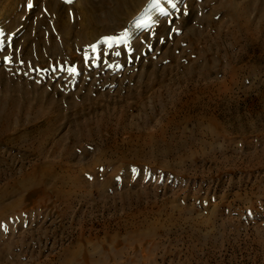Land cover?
I'll list each match as a JSON object with an SVG mask.
<instances>
[{
	"label": "rangeland",
	"instance_id": "1",
	"mask_svg": "<svg viewBox=\"0 0 264 264\" xmlns=\"http://www.w3.org/2000/svg\"><path fill=\"white\" fill-rule=\"evenodd\" d=\"M128 1L0 0V264H264V0Z\"/></svg>",
	"mask_w": 264,
	"mask_h": 264
},
{
	"label": "bare ground",
	"instance_id": "2",
	"mask_svg": "<svg viewBox=\"0 0 264 264\" xmlns=\"http://www.w3.org/2000/svg\"><path fill=\"white\" fill-rule=\"evenodd\" d=\"M130 1V0H129ZM129 1H128V3H129ZM141 0H139L138 2H140ZM102 5V4H101ZM126 7V6H125ZM238 7V6H237ZM55 8V7H54ZM53 8V9H54ZM110 8H112L113 9V7H110ZM122 8V4L121 3H119V5H118V7H117V10H120ZM123 8H124V6H123ZM111 9V10H112ZM121 11V10H120ZM53 12H54V10H53ZM88 13V12H87ZM94 13V12H93ZM108 15V14H107ZM89 16V15H88ZM95 16V15H94ZM102 16V15H101ZM115 16H117V14H115ZM99 17V16H98ZM107 17H109V15L107 16ZM119 16H117V18H118ZM57 18V17H56ZM93 18H95V17H93ZM116 18V17H115ZM121 19H122V17H120ZM84 19H85V25H83L84 27H86V26H88V27H94L95 25H96V23L97 22H99L98 20L97 21H95V20H93V21H91V20H89V19H87L86 18V16L84 15ZM91 19V18H90ZM104 22V21H103ZM113 22V21H112ZM63 23V22H62ZM71 23V22H70ZM117 23V22H116ZM61 24V23H60ZM106 24V23H105ZM65 25V27L68 25L67 24V22H65L64 21V24H63V26ZM73 25V24H72ZM83 26H81V27H83ZM100 26H101V24H100ZM81 28L82 29V31L84 30V29H86V28ZM99 27V26H98ZM60 28H61V26H60ZM96 29V28H95ZM94 29V30H95ZM64 31V30H63ZM73 31V30H72ZM97 32V31H96ZM65 33H67V32H65ZM64 33V34H65ZM70 33V32H69ZM83 33V32H82ZM63 34V35H64ZM92 34H94V32L92 33ZM96 34V33H95ZM101 34H103V33H100V35ZM67 35H68V33H67ZM81 35H83V34H81ZM90 36V35H89ZM81 37H83V36H81ZM92 37H95V36H92ZM67 38V37H66ZM88 38V37H87ZM99 38V37H98ZM97 38V39H98ZM93 39V38H92ZM96 39V38H95ZM69 40V39H68ZM84 40V39H83ZM88 40V39H87ZM90 41V40H89ZM93 41H95V40H93ZM49 42V41H48ZM91 42V41H90ZM51 46V45H50ZM38 48V47H37ZM36 48V49H37ZM55 48V47H54ZM78 48V47H77ZM35 52L33 51V54H34ZM46 54H48V53H46ZM41 56V55H40ZM16 57V56H15ZM22 58V57H21ZM32 58V57H31ZM39 58V57H38ZM43 58V57H42ZM41 58V59H42ZM45 58H47V57H45ZM35 59H37V57H35ZM23 60V59H22ZM29 60V59H28ZM45 60V59H44ZM40 61V60H39ZM30 62V61H29ZM24 96V95H23ZM29 96V95H28ZM4 97L6 98V96L4 95ZM17 97V96H16ZM31 97V96H30ZM5 98H3V99H1L0 98V101L1 102H4V104H5V101L6 100H4ZM8 98V97H7ZM15 98V97H14ZM41 98V97H40ZM9 99H11V98H9ZM28 99V98H27ZM14 100V99H13ZM12 100V101H13ZM18 100V99H17ZM11 101V100H10ZM11 101V102H12ZM20 101V100H19ZM28 101V100H27ZM53 101V100H52ZM13 102H15V100L13 101ZM12 102V103H13ZM18 102V101H17ZM31 102V101H30ZM8 103V102H7ZM52 104H53V102H51ZM29 104V103H28ZM31 104H33V103H31ZM14 105L16 106V103L15 104H12V106H11V108L9 109V111H5L4 109H2V107H1V111H2V113H4L5 112V115H3L2 117H1V119H0V136L3 138V137H6L7 136V134L9 133V131H10V126H12L13 125V123H14V116L12 115V112H14V111H12V110H14L15 108H14ZM0 106H2V104L0 103ZM25 106H26V103H25ZM3 108H5L6 109V107L4 106ZM19 108V107H18ZM27 108V107H26ZM7 110V109H6ZM10 110L12 111V112H10ZM16 111V110H15ZM19 111V110H18ZM17 112V111H16ZM55 119H57V118H55ZM59 119V118H58ZM61 119V118H60ZM51 121V120H50ZM55 121V120H54ZM58 121V120H57ZM56 122V121H55ZM50 129V128H49ZM43 142V141H42ZM46 168H48V166L46 167ZM51 168V167H50ZM49 169V168H48ZM46 170V169H45ZM46 173V172H45ZM52 173V172H51ZM71 174V173H70ZM70 174L68 175V176H70ZM47 175V174H46ZM49 175V174H48ZM48 175H47V177H48ZM51 175V174H50ZM50 175H49V177H48V179L50 178L51 180L55 177L56 178V176L54 175V177H52V175H51V177H50ZM57 175V174H56ZM72 175V174H71ZM74 175V174H73ZM76 175V174H75ZM76 177H78V176H76ZM73 178V177H72ZM71 177L69 178L70 180L72 179ZM69 179H67V180H69ZM69 180V181H70ZM74 180V179H73ZM66 181V180H65ZM75 181H76V178H75ZM74 181V182H75ZM79 181V180H78ZM35 182H37V181H35ZM53 182V181H52ZM67 182V181H66ZM73 182V183H74ZM76 183V182H75ZM65 184V183H64ZM9 209V207H3L1 210H0V217H2V215H3V213H5L7 210ZM2 258V257H1ZM2 262V260L0 261V263Z\"/></svg>",
	"mask_w": 264,
	"mask_h": 264
},
{
	"label": "snow or ice",
	"instance_id": "3",
	"mask_svg": "<svg viewBox=\"0 0 264 264\" xmlns=\"http://www.w3.org/2000/svg\"><path fill=\"white\" fill-rule=\"evenodd\" d=\"M69 2H71V0H69ZM29 7H31V4L28 5ZM74 71V70H73Z\"/></svg>",
	"mask_w": 264,
	"mask_h": 264
}]
</instances>
